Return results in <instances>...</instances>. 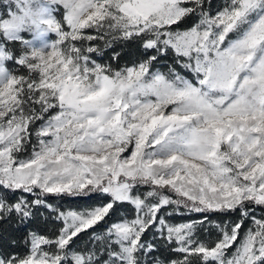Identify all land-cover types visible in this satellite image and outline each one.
I'll return each mask as SVG.
<instances>
[{"label":"snow or ice","instance_id":"6c2138e0","mask_svg":"<svg viewBox=\"0 0 264 264\" xmlns=\"http://www.w3.org/2000/svg\"><path fill=\"white\" fill-rule=\"evenodd\" d=\"M0 239V264H264V0H0Z\"/></svg>","mask_w":264,"mask_h":264},{"label":"trees","instance_id":"16d2710c","mask_svg":"<svg viewBox=\"0 0 264 264\" xmlns=\"http://www.w3.org/2000/svg\"><path fill=\"white\" fill-rule=\"evenodd\" d=\"M117 51H122V55H123V57H124V59L125 60H131V58H132V56H131V52H132V47L130 46V48H128V49H121L120 47H117V49H116ZM111 53H109V55H110ZM105 59H107V57H105ZM123 62V61H122ZM52 202H54V201H52ZM72 206L73 207H77L78 205H76V204H72ZM118 211H119V209H118ZM237 215H238V213H237ZM213 219H227V218H229V217H223V216H219V215H215V216H213L212 217ZM232 219H235V216H233L232 217ZM37 225H39V227L41 228V230H43V228H44V226H43V224L38 220L37 221ZM247 226V225H246ZM14 235V237L16 238V239H18V240H20V239H22L23 238V236L25 235V233L23 232V231H21V232H18V233H14L13 234ZM7 239H0V246H5V245H7ZM15 250H17V251H22V249H15Z\"/></svg>","mask_w":264,"mask_h":264}]
</instances>
